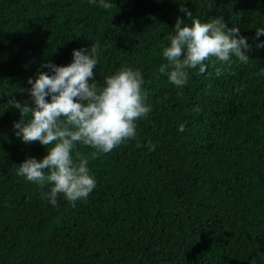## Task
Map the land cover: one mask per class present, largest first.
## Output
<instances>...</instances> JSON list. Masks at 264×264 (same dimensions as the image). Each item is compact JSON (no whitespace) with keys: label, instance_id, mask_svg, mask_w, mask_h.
I'll list each match as a JSON object with an SVG mask.
<instances>
[{"label":"trees","instance_id":"trees-1","mask_svg":"<svg viewBox=\"0 0 264 264\" xmlns=\"http://www.w3.org/2000/svg\"><path fill=\"white\" fill-rule=\"evenodd\" d=\"M0 0V264H264V0ZM184 3L202 23L222 17L251 50L206 61L170 83L163 49ZM183 26V25H182ZM98 46V88L123 68L142 73L151 112L137 136L88 159L96 187L75 206L17 175L46 155L15 135L29 78L73 50ZM219 71V74L217 72ZM11 94V95H10ZM27 119V118H25ZM185 125V131L178 128ZM152 146H155L154 148Z\"/></svg>","mask_w":264,"mask_h":264},{"label":"clouds","instance_id":"clouds-1","mask_svg":"<svg viewBox=\"0 0 264 264\" xmlns=\"http://www.w3.org/2000/svg\"><path fill=\"white\" fill-rule=\"evenodd\" d=\"M89 3L94 4L96 0H89ZM99 6L113 7L106 0H100ZM179 11L192 23L189 26L177 17L175 34L168 37L170 44L163 49L168 63L162 64L159 72L164 74L170 69L167 72L170 83L183 87L188 82L187 70L198 67V74H203L207 67L205 62L213 57L221 63L230 62L233 56L242 63L249 61L247 53L251 46L240 35L239 28H227L222 17L202 23L193 18L192 11L184 3L180 4ZM262 34L264 28H258L256 36ZM256 47L264 48V43ZM97 48L92 44L90 48L74 49L72 62L67 66L51 62L42 65L51 74L38 71L35 80L28 79L31 103L21 104L14 97L8 101V105L21 114L13 124L15 135L25 145L38 142L46 148L42 159H25L17 175L40 188L51 185L50 192L45 195L54 206L61 194L75 206L77 200L86 199L96 187L88 159L79 152L73 156L78 144L94 149L90 154L93 159L108 154L136 139V122L146 118L152 110L146 103L148 96L142 87L144 80L139 70L123 68L108 76L102 88L97 87L94 79ZM178 131L184 132L185 125L181 124Z\"/></svg>","mask_w":264,"mask_h":264}]
</instances>
